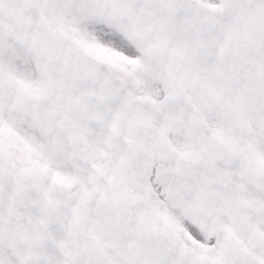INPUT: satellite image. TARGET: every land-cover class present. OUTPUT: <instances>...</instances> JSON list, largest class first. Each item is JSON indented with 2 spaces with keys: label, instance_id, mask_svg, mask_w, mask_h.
<instances>
[{
  "label": "snow or ice",
  "instance_id": "1",
  "mask_svg": "<svg viewBox=\"0 0 264 264\" xmlns=\"http://www.w3.org/2000/svg\"><path fill=\"white\" fill-rule=\"evenodd\" d=\"M0 264H264V0H0Z\"/></svg>",
  "mask_w": 264,
  "mask_h": 264
}]
</instances>
